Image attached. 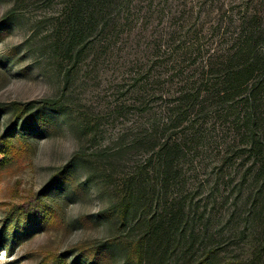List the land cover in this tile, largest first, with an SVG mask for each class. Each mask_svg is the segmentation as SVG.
Here are the masks:
<instances>
[{
	"label": "rangeland",
	"instance_id": "374dc122",
	"mask_svg": "<svg viewBox=\"0 0 264 264\" xmlns=\"http://www.w3.org/2000/svg\"><path fill=\"white\" fill-rule=\"evenodd\" d=\"M62 9L63 0H0V264H134L141 232L106 215L120 197L107 184L135 161L124 145L166 116L117 108L134 105L124 79L134 60H146L149 41L133 37L116 58L87 56L68 74L57 53ZM161 89L153 109L170 101ZM47 102L59 103L61 114L41 112ZM15 105L27 117L40 110L44 125L23 132ZM206 121L208 139L184 161L186 186L174 199H187L199 256L215 251L217 261L246 264L264 243V193L247 177L250 163L225 161L241 144L236 132L218 117ZM69 167L71 181L57 186ZM167 264L185 263L179 256Z\"/></svg>",
	"mask_w": 264,
	"mask_h": 264
},
{
	"label": "trees",
	"instance_id": "16d2710c",
	"mask_svg": "<svg viewBox=\"0 0 264 264\" xmlns=\"http://www.w3.org/2000/svg\"><path fill=\"white\" fill-rule=\"evenodd\" d=\"M155 21L162 30L152 29ZM58 24L57 53L68 74L87 56L95 62L116 58L133 37L138 45L149 41L148 64L137 58L124 79L131 84L125 96L134 97V105L121 101L117 108L166 116L124 145L135 161L107 184L120 197L106 215L125 227L135 223L141 232L130 260L167 264L180 256L185 264H237L217 261L215 251L199 256L187 199L176 201L174 193L185 189L184 161L208 139L204 131L211 116L241 142L230 147L225 161L250 163L247 177L264 193V0H63ZM161 88L170 90V101L153 109L152 102L163 101ZM61 108L47 102L40 110L61 114ZM14 110L23 132L44 125L40 110L28 117L27 108ZM73 176L69 167L53 182L62 187ZM246 264H264V243Z\"/></svg>",
	"mask_w": 264,
	"mask_h": 264
}]
</instances>
